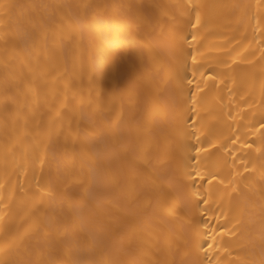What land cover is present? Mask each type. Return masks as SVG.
<instances>
[{
    "label": "bare ground",
    "instance_id": "obj_1",
    "mask_svg": "<svg viewBox=\"0 0 264 264\" xmlns=\"http://www.w3.org/2000/svg\"><path fill=\"white\" fill-rule=\"evenodd\" d=\"M5 2L16 7L12 10L10 30L5 34L0 29V184L3 185L0 203L7 205L3 209L5 219L0 223V242L6 234L24 237L13 258L21 262L42 259L37 239H29L33 219L39 214L37 209L44 213L41 219L59 215L58 208L41 204L44 194L36 187L37 179L42 187L51 185L60 191L82 193L81 185L88 184L90 169L99 162L116 123L123 122L125 142L143 143L154 158L168 153H174L177 158L182 155L179 138L172 143L166 140L176 86L174 82L165 83V74L158 72V60L166 53L157 46L151 27L160 18L161 7L157 6H166L168 12L185 22V31L197 32V41L193 42L189 35V44L198 50L197 59L205 65L204 78L199 73L195 77L191 71L187 73L193 83L184 82L185 94L188 90L196 92L199 82L203 91L197 92V100L206 124L215 126L216 135L224 138V142L230 143L227 137L235 139L239 135L237 143L232 145L237 149L234 156L228 155L227 149H212L217 155L211 164L218 170L217 175L228 179L234 168L239 170L242 177L237 179L244 181L241 188L246 199L229 200L226 196L221 199L224 185L213 181L210 186L207 180L195 176L187 181L178 172L175 180L179 181L182 199L186 197L188 205H176V214L170 215L153 196L152 207L145 211L144 201L152 184L150 177L145 175L135 188H130L117 174L112 190L100 198V204L93 211L85 213L83 235H88V230L96 233L103 229L113 236L118 246L129 249L131 255L144 264H168L173 258L179 262L196 256L205 264L209 258L213 264L217 259L220 264H251L253 261L259 264L264 259L260 199L264 189L260 172L264 162V138L261 137L264 129H260L258 123L264 119V52L261 51L264 49V7L258 5L264 4V0H191L202 5L201 25L197 29L188 28L187 15L181 16L187 12L190 0ZM85 3L137 5L145 23L137 28L133 17L120 16L124 31L118 54L113 55L107 51L104 39L98 36L91 13L82 17L84 10L76 7ZM45 5L49 7H42ZM58 5L71 7L56 8ZM233 5L240 7H231ZM39 21L51 29L47 40L40 39L38 32L35 38L26 35L33 31V23ZM192 22L195 23L194 15ZM57 32L62 34L55 35ZM225 62L229 68L224 67ZM209 66L216 74L215 79L207 75ZM89 75L94 79L91 86ZM52 77L56 78L61 93L67 83L83 96L84 103L78 102L74 108H60L63 95L57 99L47 92ZM90 87L91 104L88 103ZM129 90L135 93L137 103H129ZM150 99H158L169 118L137 127L133 116L139 119ZM51 106L59 109L62 116L55 117L54 112L49 111ZM244 142L251 147H241ZM45 144L48 154L41 169L34 161ZM142 157L143 153L138 150L129 153L130 160L151 173ZM245 163L250 169L255 166L254 169L244 172ZM153 166L159 167L155 160ZM205 188H211L212 197L208 204L201 201L197 207L198 198L192 197V193L204 192ZM193 227L203 234L199 237L203 249H207L212 243L210 238L215 237L213 249H208L205 255L203 250L196 253L193 247L188 255L173 256L167 239L189 235Z\"/></svg>",
    "mask_w": 264,
    "mask_h": 264
},
{
    "label": "snow or ice",
    "instance_id": "obj_2",
    "mask_svg": "<svg viewBox=\"0 0 264 264\" xmlns=\"http://www.w3.org/2000/svg\"><path fill=\"white\" fill-rule=\"evenodd\" d=\"M16 5L6 3L5 0H0V29L4 33L10 30L12 25V10ZM42 7H49L47 5ZM56 8H70L69 5H58ZM76 7L84 10L82 17H86L91 13L92 20L96 23L98 36L102 37L107 45V51L113 55L118 54L120 47L121 33L124 31L120 23V16H131L136 22L137 28L142 23H145L144 18L139 13L140 6L131 4H81ZM161 7L160 18L151 25L154 39L158 47H160L166 56L160 58L157 63L158 72L165 74V83H175L176 91L172 98V116L171 127L166 135V140L169 143L174 142L175 138H179L178 148L182 154L179 158L174 153H168L163 157H152L143 143L131 140L125 142L124 133L121 128L123 122L115 124V127L110 130V141L106 144L105 150L97 163L90 169L88 184L81 185L82 193L70 192L68 189L60 191L58 188L51 185L41 186L37 179L36 187L44 195L41 197V204L45 207L51 205L59 209V215H53L51 219L45 220L40 217L44 215L37 209L38 215L35 216L31 225L29 239L35 237L38 242V251L43 257L42 259L29 260L21 262L13 258L14 252L23 243L24 237L11 236L7 234L2 242H0V253L3 257L0 258V264H144L131 255L129 249H124L118 246L112 235L101 229L99 232L93 233L88 230V235H83L85 228L83 225L84 215L86 212H91L100 204V198L107 195L114 186V177L119 174L123 182L130 188H135L142 181L145 175H148L152 180L149 186L148 193L144 201L145 211L152 207L153 196L157 197L158 204L163 207L170 215H175L177 211L176 205L183 204L187 206L189 201L186 197L182 199V189L179 186V181L175 180L177 173L182 174L183 179L192 181L193 177H199L201 180H207L208 185H212L213 181L224 185V189L220 191V198L225 196L229 200L242 198L246 199V194L241 188L243 179L242 173L233 169L230 174V179L217 175L218 170H214L211 161L217 152L212 149H227L228 155L234 156L237 149H233L232 145L239 140V135L233 139L227 137L230 143L224 142V138L217 136L215 126L207 125L205 117L200 113L203 110L197 100V92L203 91L200 83H196V92L188 90L185 94L184 82L192 84L193 81L188 79L187 73L191 71L195 77L197 73L201 78H204L206 73L203 70L205 65L198 61V50L192 44H189V35L193 42L197 41V32L191 33L184 30L185 22L178 16L168 12L166 6ZM187 12L181 13V16L187 15V27L197 29L201 25L200 9L202 5L191 3L186 6ZM228 7V6H223ZM231 7H240L233 5ZM264 7V4L258 5ZM110 10V11H109ZM195 17V23L192 22V17ZM61 19H64L61 16ZM82 23L84 20L81 21ZM31 23V21H30ZM259 23V21H258ZM62 29V26L58 25ZM49 29L43 21L33 23V31L26 33L30 38H35L38 32L40 39L47 40ZM106 30V31H105ZM107 33V34H106ZM61 35L62 32L54 33ZM65 38H71L66 36ZM133 39L135 37L133 36ZM7 43V40H5ZM91 43V41H90ZM187 45V47H185ZM191 49V51L189 50ZM264 52V49L261 50ZM191 61V64L189 63ZM233 63L235 59L233 58ZM8 65L5 63V68ZM225 68L230 65L225 62ZM67 71L66 69L64 70ZM207 75L215 79L216 74L209 66ZM89 85L94 83L92 75L88 77ZM159 91V89H157ZM47 92L54 98H59L63 95V100L60 102V108L68 109L79 103H84V98L75 88H70L66 83L61 93L56 86V78L52 77V83L48 85ZM69 92H71V100H69ZM128 101L130 104L137 103V97L131 90L128 92ZM88 103L91 104V87L89 89ZM50 112H54L55 117H61L62 113L55 106L49 108ZM169 113L164 111L158 99H150L145 103L143 115L137 119L133 116V120L137 127L156 122L158 119H168ZM51 120L52 117L50 116ZM260 129H264V119L258 121ZM39 124V120L37 121ZM201 137H204L201 139ZM264 138V132L261 133ZM40 147L39 145L37 146ZM241 147H251L250 144L244 142ZM140 151L143 153V163L151 173H156L152 176L146 169H141L132 160L129 159L131 151ZM27 152V148H25ZM194 153V155H193ZM48 154L47 144L40 148L39 156L36 161L41 169H43ZM159 167L153 166V161ZM264 160V154H262ZM255 166H253L254 169ZM248 165L244 164V172L252 171ZM261 177L264 179V162L260 166ZM0 187H3L0 184ZM183 187H187L184 185ZM214 187V186H213ZM23 191V188L21 189ZM205 193H208L207 197ZM192 197L196 199L197 207L202 201L208 204L212 197L211 188H205L204 192H194ZM3 197H0L2 200ZM261 199V218L264 221V189L260 193ZM11 200V196H9ZM7 205L0 203V223L5 219L3 209ZM203 234L193 227L189 235L177 236L175 239L168 238L166 243L170 253L176 255H188L193 247L196 253L201 250L207 255L208 249H213L215 245V237H211L212 243L208 244L207 249H203V245L199 242V237ZM217 250L219 246H216ZM261 251L264 254V233L261 235ZM127 257V258H125ZM168 264H205V261L199 256L191 259L180 260L177 262L175 258ZM207 264H213L212 259L207 260ZM216 264H220L219 259ZM249 264V262H243ZM255 264V262H251ZM259 264H264V259L259 261Z\"/></svg>",
    "mask_w": 264,
    "mask_h": 264
}]
</instances>
